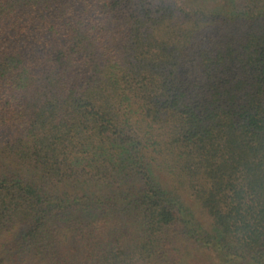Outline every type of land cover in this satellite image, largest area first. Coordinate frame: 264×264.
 I'll list each match as a JSON object with an SVG mask.
<instances>
[{"label":"trees","instance_id":"1","mask_svg":"<svg viewBox=\"0 0 264 264\" xmlns=\"http://www.w3.org/2000/svg\"><path fill=\"white\" fill-rule=\"evenodd\" d=\"M0 264H264V0H0Z\"/></svg>","mask_w":264,"mask_h":264}]
</instances>
